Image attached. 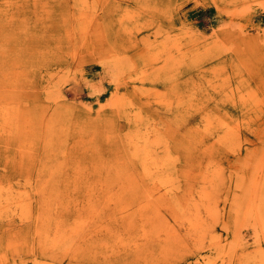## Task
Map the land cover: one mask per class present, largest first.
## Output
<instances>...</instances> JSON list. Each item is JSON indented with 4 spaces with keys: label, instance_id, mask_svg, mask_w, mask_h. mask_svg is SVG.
<instances>
[{
    "label": "rangeland",
    "instance_id": "rangeland-1",
    "mask_svg": "<svg viewBox=\"0 0 264 264\" xmlns=\"http://www.w3.org/2000/svg\"><path fill=\"white\" fill-rule=\"evenodd\" d=\"M263 43L264 0H0V264H264Z\"/></svg>",
    "mask_w": 264,
    "mask_h": 264
},
{
    "label": "bare ground",
    "instance_id": "bare-ground-1",
    "mask_svg": "<svg viewBox=\"0 0 264 264\" xmlns=\"http://www.w3.org/2000/svg\"><path fill=\"white\" fill-rule=\"evenodd\" d=\"M81 28H82V27H81ZM83 29H85V26L82 28V30H83ZM86 33H87V32H86ZM85 38H86V35H85ZM79 39H80V38H79ZM211 44H212V43H211ZM263 44H264V43H263ZM209 46H211V45H209ZM252 57H253V56H252ZM255 59H256V58H255ZM156 61H157V60H156ZM153 62H155V60H154ZM165 62H166V61H165ZM159 65H160V64H159ZM151 66H152V65H151ZM151 66H150V67H151ZM164 66H165V65H164ZM161 67H162V66H161ZM162 69H163V67L161 68V70H162ZM162 71H163V70H162ZM159 73H160V71H159ZM162 74H163V73H162ZM256 75H257V74H256ZM162 76H163V75H162ZM157 77H158V76H157ZM243 80H244V79H243ZM238 82H239V81H238ZM238 82H237V83H238ZM246 84H247V86H248V83H246ZM239 86H240V84H239ZM237 88H238V87H237ZM249 88H251V87H249ZM245 90H246V89H245ZM246 91H247V93H248V90H246ZM237 92H239V91H237ZM237 92H236V93H237ZM231 94H232V91H231ZM244 94H245V93H244ZM240 95H241V94H240ZM242 95H243V94H242ZM254 95H255V94H254ZM251 96H252V94H251ZM251 96H250V97H251ZM114 97H115V96H114ZM244 97H245V96H244ZM250 97H249V95H248V98H250ZM229 98H230V97H229ZM238 98H239V97H238ZM246 98H247V97H246ZM248 98H247V99H248ZM252 98H254V97L252 96ZM111 99H112V98H111ZM239 99H240V98H239ZM168 100H169V98H168ZM233 100H234V99H233ZM242 100H243V99H242ZM238 101H240V100H238ZM244 101H246V100H244ZM254 101H255V100H252V103H253ZM171 102H172V101H171ZM242 102H243V101H242ZM246 102L249 103L248 101H246ZM250 102H251V101H250ZM255 102H256V101H255ZM233 103H234V102H233ZM233 103H232V104H233ZM252 103H251V104H252ZM164 104H165V103H164ZM239 104H240V103H239ZM244 104H245V102H244ZM251 104H250V107H252ZM253 104H254V103H253ZM256 104H257V103H256ZM168 105H169V103H168ZM248 105H249V104H248ZM254 106H255V104H254ZM167 107H168V106H167ZM169 107H170V106H169ZM250 107H248V108H250ZM255 107H256V106H255ZM165 108H166V107H165ZM248 108H247V109H248ZM167 109H168V108H167ZM212 115H214V114H212ZM212 115H211V116H212ZM211 116H210V117H211ZM214 116H215V115H214ZM208 117H209V116H208ZM208 117H207V118H208ZM212 117H213V116H212ZM212 117H211V118H212ZM215 117L218 119L217 116H215ZM212 119H214V117H213ZM212 119H211V120H212ZM217 119H216V120H217ZM219 119H220V118H219ZM219 119H218V120H219ZM204 120H205V119H204ZM208 120H209V123H210V118L207 119V122H208ZM214 120H215V119H214ZM218 120H217V121H218ZM220 120H221V119H220ZM205 121H206V120H205ZM212 121H213V120H212ZM212 121H211L210 124H212ZM201 122H202V121H201ZM223 122H224V121H223ZM223 122L220 121V123H221L220 125H221V126H223V125H222ZM204 123H205V122H204ZM204 123H203V124H204ZM209 123H207V124H209ZM199 125H200V124H199ZM225 125H227V124H225ZM225 125H224V126H225ZM210 126H211V125H210ZM215 126H216V125H215ZM198 127H199V126H198ZM218 127H219V125H218ZM229 127H231V126L228 125L227 128H229ZM207 128H208V127H207ZM216 128H217V127H216ZM221 128H223V127H221ZM227 128H226V129H227ZM229 129H230V128H229ZM232 129H234V128L232 127ZM236 129H238V128H236ZM236 129H235V132H237ZM156 130H157V129H156ZM227 130H228V129H227ZM227 130H226V131H227ZM205 131H206V130H205ZM238 131H239V130H238ZM150 132H151V131H150ZM153 132H155V130H154ZM153 132H152V133H153ZM218 132H219V131H218ZM235 132L230 131L229 133L231 134V133H235ZM158 133H159V131H158ZM204 133H205V132H204ZM227 133H228V132H227ZM237 133H238V132H237ZM156 134H157V132H156ZM206 134H207V133H206ZM222 134H223V133H222ZM230 134H229V135H230ZM150 135H151V134H150ZM158 135H159V134H158ZM217 135H218V134H217ZM233 135L235 136V134H233ZM206 136H207V135H206ZM219 136H220V135H219ZM230 136L232 137V134H231ZM230 136H229V138H230ZM234 136H233V137H234ZM237 136L240 137L238 134H237ZM201 137H202V136H201ZM217 137H218V136H217ZM222 137H223V136H222ZM222 137H219V139L222 138ZM157 138H158V137H156L155 139H157ZM229 138H228V140H229ZM146 139H147V140L149 139V140L151 141V138L148 137V136H146ZM203 139H204V138H203ZM217 139H218V138H217ZM223 139H226V137H224ZM223 139H221V140L223 141ZM236 139H237V138L235 137V140H236ZM239 139H240V138H239ZM214 140H216V139H214ZM221 140H217V141L220 142ZM232 140H233V138H232ZM202 141H203V140H202ZM224 141H225V140H224ZM239 141H240V140H239ZM25 142H26V141H25ZM196 142H197V141H196ZM147 143H148V141H144V144H145V145H146ZM220 143H222V142H220ZM228 143H230V142L228 141ZM232 143H233V142H232ZM232 143H231V144H232ZM240 143H241V142H239V144H240ZM224 144H225V143H224ZM224 144H223V145H224ZM233 144H234V143H233ZM24 145H25V144H24ZM227 145H228V144H227ZM234 145H235V144H234ZM240 145H241V144H240ZM228 146H229V145H228ZM232 146H233V145H232ZM236 147H237V146H236ZM238 147H240V146H238ZM232 149H233V148H232ZM236 149H237V148H236ZM27 151H28V150H27ZM29 151H30V150H29ZM29 151H28V152H29ZM233 152H234V151H233ZM29 153H31V152H29ZM27 155H28V154H27ZM28 160H29V159H28ZM29 161H30V160H29ZM259 164H260V163H259ZM259 164H258V165H259ZM244 165H245V163H244ZM262 165H263V164H262ZM250 166H251V165H250ZM245 167H246V166H245ZM244 169H245V168H244ZM249 170H250V169H249ZM258 170H259V168H258ZM258 170H257V172H256V173H257V174H256V177L254 178V179H255V180H254V184H253V185H254V191L252 190L253 193H252V199H251V200L255 199V201H253V203H252L254 206H257L258 201L261 202V201H262V198H263V196H264V195H263V194H264V166H262V167L260 168L259 171H258ZM244 172H245V171H244ZM200 173H201V172H200ZM248 174H249V173H248ZM248 174H247V175H248ZM199 175H200V174H199ZM249 175H250V174H249ZM245 176H246V175H245ZM133 178H134V177H133ZM194 178H195V177H194ZM134 179H135V178H134ZM245 179H246V178H245ZM248 179H249V178H248ZM248 179H247V180H248ZM202 180H203V179H202ZM196 181H197V180H196ZM247 182H248V181H247ZM135 183L137 184L138 182H133V184H135ZM101 185H102V184H101ZM101 187H102V186H101ZM10 189H11V188H10ZM152 189H153V188H152ZM154 189H155V188H154ZM1 190H3V188H2ZM136 190H137V187H136ZM4 191H5V190H4ZM9 191H10V190H9ZM90 191H91V190H90ZM250 191H251V190H250ZM18 192H19V191H18ZM166 192H167V191H166ZM169 192H170V191H169ZM169 192H168V193H169ZM12 193H13V192H12ZM21 193L23 194L22 191H21ZM103 193L105 194V192H103ZM0 194H1V192H0ZM16 194H17V193H16ZM108 194H109V193H108ZM249 194H250V193H249ZM89 195H90V194H89ZM89 195H88V196H89ZM149 195H150L149 198H151V199H150L151 202H152V201H156V200H158V201L161 202V206H164V203H165V202H168V204H165L166 207H171V206L174 205V201H171V199L169 198L170 195L167 196V195L165 194V192H164V193H155V192L151 191V192L149 193ZM154 195H157L158 197H157L156 199H154ZM187 196H188V195H187ZM10 197H11V195H10ZM18 197H19V196H18ZM26 197H27V196H26ZM26 197H25V198H26ZM165 197H166V198H165ZM167 198H168L169 201L167 200ZM250 198H251V195H250ZM259 198H260V199H259ZM8 200H9V198L7 199V201H8ZM14 200H15V199H14ZM18 200H20V199L18 198ZM89 200H90V199H89ZM244 200H245V199H244ZM5 201H6V200H5ZM115 201L117 202V200H115ZM120 201H121V200H120ZM150 201H149V202H150ZM248 201H249V200H248ZM8 202H9V201H8ZM23 202H24V201H23ZM88 202H89V201H88ZM156 202H157V201H156ZM249 202H250V201H249ZM122 203H123V202H122ZM152 203H153V202H152ZM243 203H244V202H243ZM246 203H247V202H246ZM20 204H21V203H20ZM20 204H18V205H19V206H22L23 203H22L21 205H20ZM25 204H26V202H25ZM27 204H28V203H27ZM93 204H94V203H93ZM93 204H92V203L89 204L88 207L91 208V206H92ZM107 204H108V203H107ZM110 204H111V202H110ZM159 204H160V203H159ZM175 204H176V203H175ZM248 204H249V203H248ZM13 205H14V204H13ZM18 205H17V206H18ZM23 205H24V204H23ZM30 205H31V204H30ZM153 205H155V204H153ZM249 205H250V204H249ZM253 205H251V206H252V209H253ZM9 206H11V204H10ZM27 206H29V205H27ZM99 206H100V205H99ZM108 206H109V204H108ZM5 207H6V206H5ZM5 207H4L3 209H5ZM7 207H8V206H7ZM7 207H6V208H7ZM23 207H24V206H22V208H23ZM248 207H249V206H248ZM14 208H15V207H14ZM16 208H17V207H16ZM30 208H31V207H30ZM30 208H29V209H30ZM154 208H155V209H153V211H154V210H157V211L160 210V209H159L158 207H156V206H154ZM245 208H246V206H245ZM24 209H25V208L20 209V210L23 211ZM29 209H28V207H27V210H29ZM147 209H148V208H147ZM12 210H13V209H12ZM30 210H31V209H30ZM93 210H94V209H93ZM0 211H1V210H0ZM6 211H7V209H6ZM24 211H26V210H24ZM85 211H86V210H85ZM252 211H253V210H252ZM260 211H261V210H260ZM14 212H15V210L12 211L13 214H15ZM19 212H20V211H19ZM26 212H27V211H26ZM245 212H246V211H245ZM0 213H1V212H0ZM5 213H6V212H5ZM28 213H29V211H28ZM28 213H27V214H28ZM30 213H31V211H30ZM115 213H116V212H115ZM119 213H120V212H119ZM243 213H244V212H243ZM252 213H253V212H252ZM8 214H10V213L8 212ZM8 214H7V215H8ZM23 214H25V213L23 212ZM31 214H32V213H31ZM245 215H246V214H245ZM245 215H244V217H245ZM0 216H1V215H0ZM2 216H3V215H2ZM25 216H27V215H24V218H25ZM255 216H256V214H255ZM255 216H254V218H255ZM14 217H15V216H14ZM16 217H17V216H16ZM11 218H12V217H11ZM25 219H26V218H25ZM255 219H256V218H255ZM12 220H14V219L12 218ZM123 220H124V219H123ZM129 220H130V219H129ZM129 220H128V221H129ZM251 220H252V219H251ZM22 221H23V220H22ZM22 221H21V222H22ZM152 221L154 222V220H152ZM263 221H264V220H263ZM90 222H91V221H90ZM249 222H250V221H249ZM255 222H256V221H255ZM256 223H257V222H256ZM258 223H259V222H258ZM252 224H253V223H252ZM256 226H258V225L256 224ZM259 227H261V226H259ZM224 259H225V258H223V260H224ZM223 260H222V261H223ZM28 261H29V260H28ZM227 261H228V260H227ZM223 262H224V261H223ZM222 264H223V263H222Z\"/></svg>",
    "mask_w": 264,
    "mask_h": 264
}]
</instances>
